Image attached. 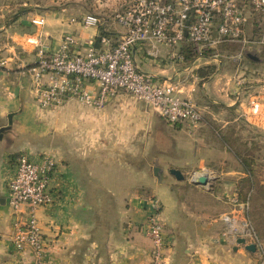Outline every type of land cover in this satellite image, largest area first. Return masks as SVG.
I'll return each mask as SVG.
<instances>
[{
	"label": "crops",
	"instance_id": "0c3cea01",
	"mask_svg": "<svg viewBox=\"0 0 264 264\" xmlns=\"http://www.w3.org/2000/svg\"><path fill=\"white\" fill-rule=\"evenodd\" d=\"M115 2L110 9L104 3L93 9L78 3L60 8L34 4L9 18L0 14V60H5L0 66V264L34 263L30 250L18 251L10 242L25 218L7 203L8 181L22 153L33 159L48 154L56 162L51 180L56 199L35 210L48 242L44 264H149L151 241L141 228L150 195L162 203L167 264H259L257 254L237 238L223 237V224L217 220L225 208L218 195L234 189L229 175L242 172L226 170L228 182L219 183L220 191H206L170 170L184 176L200 167L213 170L210 165L216 160L231 163L229 151L212 135L210 123L215 121H223V130L231 120L244 119L264 136L263 61L203 64L193 60L185 43L183 62L169 59L172 49L166 46H159L158 57L146 53V44L136 49L141 70L160 82L175 83L180 95L199 109L202 119L195 128L168 123L123 91L102 108L76 100L54 109L37 104L30 70L36 60L35 40L51 52L64 34L74 35L82 45H99L102 30L115 38L124 31L115 12L110 14L120 4ZM87 14L96 15L100 24L84 25ZM35 16L45 19L42 26L31 23ZM237 49L233 45L227 51ZM87 87L95 93L93 83ZM252 101L258 103L257 111ZM225 113L231 118H221Z\"/></svg>",
	"mask_w": 264,
	"mask_h": 264
},
{
	"label": "built area",
	"instance_id": "2783aa9c",
	"mask_svg": "<svg viewBox=\"0 0 264 264\" xmlns=\"http://www.w3.org/2000/svg\"><path fill=\"white\" fill-rule=\"evenodd\" d=\"M114 18L124 31L115 38L100 34L99 45L94 41L82 45L74 35L64 34L57 49L49 52L39 38L35 40L36 60L30 70L39 107L54 109L68 100H76L102 108L123 91L153 108L168 123L195 128L202 119L199 109L180 95L175 83L160 82L152 73L141 70L135 60L136 49L146 44V53L158 57L159 46H166L172 49L169 59L177 57L183 62L186 55L180 50L185 43L187 53L203 64L219 67L224 62L240 63L247 58L245 51L264 62V0H133L116 11ZM44 22L41 16L31 19L37 27ZM82 22L97 26L100 19L87 14ZM233 45L238 49L228 52ZM4 63L5 60H0V66ZM45 75L47 81L42 80ZM89 83L96 86L95 93L88 89ZM252 108L257 111L258 103L252 101ZM55 165L48 154H40L36 159L19 154L7 185L8 205L25 214L10 242L18 251L30 250L33 264H44L48 242L41 233L35 210L56 199L51 187ZM199 176L207 178L206 186L216 178L215 171L208 167L190 173L192 181ZM222 198L229 205L217 217L224 233L233 239L249 238L257 249H264L247 216L248 198L241 197L237 187ZM146 230L152 243L150 264H167L169 242L155 206L147 215ZM260 264H264V255Z\"/></svg>",
	"mask_w": 264,
	"mask_h": 264
},
{
	"label": "rangeland",
	"instance_id": "374dc122",
	"mask_svg": "<svg viewBox=\"0 0 264 264\" xmlns=\"http://www.w3.org/2000/svg\"><path fill=\"white\" fill-rule=\"evenodd\" d=\"M132 1L133 0H120V4H115V8L117 7V10L111 11L110 14L116 11H121L130 3H132ZM112 2H115V0H0V14H4L9 18L13 15L30 9L34 4H37L38 7L42 8H60L62 6H71L78 3L84 5L86 8L93 9L95 6L97 7L100 4L104 3L111 5L106 6L108 7V9H110L111 7H113V4H111ZM23 3L26 4L23 5ZM224 59L225 58H222V60ZM226 117L231 118L229 113H225L221 118L224 119ZM210 124L211 127L214 128V134L212 135L215 138V141L219 143L221 147H225L229 151L231 156V163H219V160L212 162V166L210 165V167H212L215 171L216 178L212 179L208 186H206L205 184H196L194 181H192L190 179V173L192 171L189 174L184 175L183 180H185L186 182H183L186 184L188 183V185L190 186L196 185L200 189H204L206 191H213V188H215L216 191H220L219 183L222 181L228 182L226 180L227 176L224 172L228 169H239L242 174H233L228 176L233 183L231 187H237L239 189L241 197L248 198L249 203L247 208V216L251 222L253 229L255 230L258 241L261 243L262 247H264V136L260 135L257 129L251 126V124L244 119H237L236 121L231 120V122H229V124H227L223 130L219 129V126L223 124V121H215V124ZM225 162L227 161L225 160ZM232 190L233 189H231V191L227 194H230ZM218 196V200L225 206V208L220 211L221 213L225 210H228L229 205L224 202V198H222L224 196ZM154 206L155 209H157L158 218L160 219L164 227V223L160 216L162 203L157 196L150 195L148 197V203L146 207L147 214L145 217L144 227L141 228L142 233L147 238H149L146 230L147 215L151 209H154ZM224 230L225 229L223 227V237L226 239H233L230 235L225 234ZM166 239L168 240V238ZM244 240L245 243H241L242 245H244V248L245 244H254V242L249 238H246ZM151 251L152 243L150 248V259ZM254 252L258 256V261L260 264V260L264 255V249H257L255 245Z\"/></svg>",
	"mask_w": 264,
	"mask_h": 264
},
{
	"label": "water",
	"instance_id": "95a60500",
	"mask_svg": "<svg viewBox=\"0 0 264 264\" xmlns=\"http://www.w3.org/2000/svg\"><path fill=\"white\" fill-rule=\"evenodd\" d=\"M245 56L248 58V59H251L253 61H258L260 62L261 59L259 57H257L256 55L248 52V51H245ZM4 130V128L2 127L0 129V136H1V133L2 131ZM170 173L172 175H174L177 179H180V180H183L184 179V176L182 175V173L177 170V169H171L170 170ZM196 184H201V185H204L207 183V178L205 176H199L195 181H194ZM238 243H242L244 244L245 243V240L243 238H239L237 240ZM245 249L248 250V251H251V252H254L255 251V245L253 243H249V244H245Z\"/></svg>",
	"mask_w": 264,
	"mask_h": 264
},
{
	"label": "trees",
	"instance_id": "16d2710c",
	"mask_svg": "<svg viewBox=\"0 0 264 264\" xmlns=\"http://www.w3.org/2000/svg\"><path fill=\"white\" fill-rule=\"evenodd\" d=\"M101 34H102V35H108V33H107L105 30H102V31H101ZM96 45H98V44H96Z\"/></svg>",
	"mask_w": 264,
	"mask_h": 264
}]
</instances>
